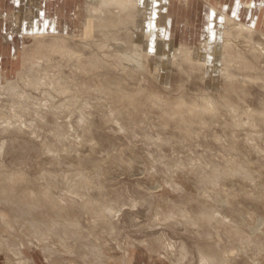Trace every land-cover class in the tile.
Instances as JSON below:
<instances>
[{
	"label": "rangeland",
	"instance_id": "1",
	"mask_svg": "<svg viewBox=\"0 0 264 264\" xmlns=\"http://www.w3.org/2000/svg\"><path fill=\"white\" fill-rule=\"evenodd\" d=\"M88 4L0 0V85H15L0 90V243L30 264H264V0H167L166 63L147 66L153 0L136 42L86 27ZM212 9L251 26L260 56L239 38L206 49L215 68L186 60ZM38 43L55 49L32 65ZM9 250L0 264H18Z\"/></svg>",
	"mask_w": 264,
	"mask_h": 264
},
{
	"label": "bare ground",
	"instance_id": "2",
	"mask_svg": "<svg viewBox=\"0 0 264 264\" xmlns=\"http://www.w3.org/2000/svg\"><path fill=\"white\" fill-rule=\"evenodd\" d=\"M146 1L148 0H89V4L85 7L86 12L91 11L95 18L88 19L86 18V27L92 26V27H98L100 31H102V34L105 38H107V33L115 34L123 29L127 32V36H132L136 41H138V34H136V29L138 28L139 18L143 17V9L146 6ZM150 1V0H149ZM92 3V4H91ZM154 7H153V14L152 18L147 24L143 26V31L146 33L145 37L146 39H149L148 46L149 49L146 52H143L144 57L141 59L142 65L144 64L147 66V64L152 63L155 64L158 61H164V53L166 52V46H163V42H160L163 39L162 33L163 28L165 24V17H166V9H167V0H153ZM250 7L248 8V10ZM212 15H215V19L220 17V24L218 25V28H214L213 26L209 28L208 31V40L201 43L200 47H194L191 50H187L184 48L182 50V55L186 58V60H193L197 59L199 62L207 63L211 68H215V64L211 61L206 60V56L209 54L206 49L210 47L211 49L214 48L213 44L217 43V48L214 49V53L218 55L222 49H225L227 47H233L235 43L238 41L239 38L245 39V42L247 43V46L257 52V56H260V51H258V45L259 43L255 42L253 39L254 30L251 26H249L246 23H243L241 21L234 20L232 16H229L225 13H218L212 9ZM218 13V14H217ZM52 25V24H51ZM54 26V25H53ZM111 28L108 30H103L104 28ZM110 30V31H109ZM108 31V32H107ZM160 34V40L158 41L159 44L155 46L154 42L152 41L153 35ZM164 41V40H162ZM168 44V43H167ZM255 44L257 46H255ZM117 47V46H115ZM122 46H119L121 48ZM55 45L52 43L50 45H44L42 43H38L36 47L33 49L32 54H28L26 57L25 53L24 56L28 58L31 61V64L34 65L38 61L43 60L44 58L49 57L54 52ZM68 55L76 56L75 52H72L70 49L65 50ZM238 53V52H237ZM78 57V56H77ZM233 59L238 61L243 65L244 62V56L237 54L234 52ZM164 63H166L164 61ZM91 66L95 64L94 62L89 63ZM158 67H163L158 65ZM245 66L243 67L245 69ZM20 73L18 72V75ZM229 74H224L223 77H227ZM20 78H23L22 75H20ZM7 79V78H6ZM10 81V80H9ZM5 81L4 84L0 85V90L4 91V93H7L8 91H14V86L12 85L13 82ZM34 80H30L28 77L26 79V82L29 84H37V85H46V84H52V82L56 81L53 80L51 77L49 80L46 81V79H43L42 77H39L38 80H36L33 83ZM61 91H65L64 88H61ZM69 92V90H67ZM49 93V92H48ZM43 96H49L47 92L43 93ZM210 98V97H209ZM208 98V99H209ZM129 100H132V97H128ZM205 99V103L207 104V107L203 105L196 104L194 102L191 103L192 107L186 106V102L184 100H181L178 104L181 106L184 104L186 106V110L193 112L194 114H199L201 110H199L202 106L204 111H215L217 107V103L211 98L210 100ZM180 111V110H178ZM182 111V110H181ZM182 113V112H181ZM1 149V148H0ZM20 174H14L11 173L7 177L6 185L10 189H14L12 187V184L16 177H19ZM24 176V175H23ZM8 183V184H7ZM32 194V193H31ZM1 215H4V224L6 225L5 228H8V225L11 224V221L9 220L7 214L4 211H0ZM76 223V222H75ZM3 228L4 231L6 229ZM50 239V238H49ZM61 244H64V241H61ZM51 245V244H50ZM4 248L6 251L9 250V247L2 242L0 243V249ZM45 248V247H43ZM41 248V249H43ZM66 253L72 254L73 249L72 246L68 247L67 249H63ZM10 251V250H9ZM44 254L46 255L45 251H48L47 249L43 250ZM10 255L14 256L15 261L18 264H30L27 259H25L22 252L19 251V248L15 251H10ZM48 258L50 256L49 252ZM224 259H220L221 264H231V260H228V255L225 252L224 253ZM6 258H8L6 256ZM49 260V259H48ZM70 264H75L74 261H70ZM200 264H209L208 259H206L204 256L201 257Z\"/></svg>",
	"mask_w": 264,
	"mask_h": 264
}]
</instances>
